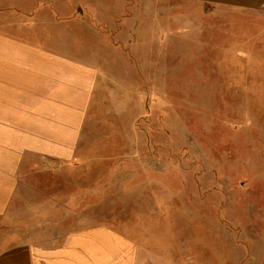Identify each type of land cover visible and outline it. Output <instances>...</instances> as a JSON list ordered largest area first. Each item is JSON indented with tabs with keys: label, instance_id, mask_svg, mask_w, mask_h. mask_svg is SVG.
Here are the masks:
<instances>
[{
	"label": "rangeland",
	"instance_id": "rangeland-1",
	"mask_svg": "<svg viewBox=\"0 0 264 264\" xmlns=\"http://www.w3.org/2000/svg\"><path fill=\"white\" fill-rule=\"evenodd\" d=\"M74 1L82 17L109 19L102 35L84 36L92 48L110 50L101 59L112 104L97 126L109 135L90 138L98 145L84 148L76 184L60 185L62 225L107 224L174 247L187 241L197 259L224 247L233 263L235 239L244 233L223 224L248 223L250 213L259 256L263 20L195 0ZM134 1L141 5L136 15L152 12L158 21L141 25L136 52L132 22L120 25V17L132 18Z\"/></svg>",
	"mask_w": 264,
	"mask_h": 264
},
{
	"label": "crops",
	"instance_id": "crops-1",
	"mask_svg": "<svg viewBox=\"0 0 264 264\" xmlns=\"http://www.w3.org/2000/svg\"><path fill=\"white\" fill-rule=\"evenodd\" d=\"M195 1L261 18L264 32V0ZM83 8L74 0H0V264H264V210L256 228L259 256L250 213L248 223L223 224L244 233L235 239L233 263L224 247L204 249L206 260L197 259L187 241L174 247L171 240L107 224L62 225L60 185L76 184L84 148L98 145L90 138L109 135L97 126L112 104L101 59L110 50L92 48L84 36L102 35L109 19L82 17ZM132 8V18L120 17V25L132 22L136 52L141 25L158 21L149 11L140 16L137 1Z\"/></svg>",
	"mask_w": 264,
	"mask_h": 264
}]
</instances>
